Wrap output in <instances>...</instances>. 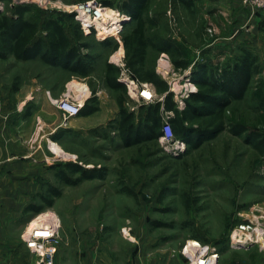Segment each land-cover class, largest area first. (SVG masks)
<instances>
[{
  "label": "rangeland",
  "instance_id": "rangeland-1",
  "mask_svg": "<svg viewBox=\"0 0 264 264\" xmlns=\"http://www.w3.org/2000/svg\"><path fill=\"white\" fill-rule=\"evenodd\" d=\"M60 1L74 4L87 0ZM97 1L109 8V19L114 14L126 15L121 30L105 37L120 43L121 37L133 27L130 16L118 10L125 0ZM190 2L189 6L180 0H149L145 10V17L153 21V24H147V33L171 39L189 61L186 69H176L166 53H157L151 48L147 52L146 66L155 69L165 80L179 109L183 108L188 93L197 89L191 80L195 61L204 60L214 68L226 66V58H209L214 46L219 48L218 45H223L230 36L248 38L249 42L258 37L264 42V11L238 0ZM32 8L26 16L40 23L46 17V9L36 5ZM3 12L7 14L8 11ZM92 31L94 36L90 34ZM83 32L88 35L85 41L94 45V49L87 51L97 55L98 59L94 72L85 78V82L95 91L98 103L102 102L105 115L110 117L92 128H67L70 118L64 121L61 112L62 126L54 127L55 121L50 118L55 106L53 100L65 92L67 82L71 80L69 73L37 60L17 61L11 56L0 59V65L6 67L0 77L8 81L10 114L18 110V93L19 96L35 97L25 101L22 109L29 115L38 110L39 95L51 103L43 106L36 120L40 123L39 139L25 138V152L18 153L27 156L26 146L30 145L31 150L35 148L29 157H21L23 182L9 183L10 188L24 191L23 197L14 205L21 208V216L11 222L13 235L19 236L17 252L22 253L13 264H38V257L23 241V233L31 219L45 212L55 214L59 221L58 247L66 241L73 251H77L88 238L89 243L103 245L105 249L102 250L120 264H130L128 258L134 255L138 246L146 251L145 254H166L170 259L179 255L185 264H189L188 254L195 249L191 246L193 241L203 247L196 248L197 253L202 251L211 256L215 252L217 257L212 264H264V154L254 150L245 136L248 131H257L264 136V121L260 122L264 118L261 113L264 106H259L253 95L255 88H259L264 101L262 83L255 80L245 98L234 102L226 112V117L231 115L230 111L244 124L246 132L242 135L236 136L226 128L196 148H189L186 142L184 148L166 147L159 138L126 147L108 125L117 118L110 101L117 103L124 99L125 106L136 115L138 106L146 102L135 97L123 80V77L133 79L125 69L124 49L119 45L114 51L100 50L97 41L105 38L102 39L93 28ZM107 60L121 68L119 80L126 87L124 94L104 86L103 71ZM71 85L86 89L75 82ZM150 87L154 99L159 97L154 86L150 84ZM163 117L166 119L165 114ZM24 129V134L30 135V128ZM69 161L87 168L106 167V176L83 180L73 186L63 184L56 179L55 172ZM49 184L61 189L54 204L38 214L24 215L23 209L30 202L38 203V195ZM125 188L132 193L126 192ZM245 223L252 225L253 232H245L240 243L232 244L231 231ZM226 244L229 248L220 251ZM185 246L186 253L183 252ZM76 260L72 255L71 261Z\"/></svg>",
  "mask_w": 264,
  "mask_h": 264
},
{
  "label": "trees",
  "instance_id": "trees-1",
  "mask_svg": "<svg viewBox=\"0 0 264 264\" xmlns=\"http://www.w3.org/2000/svg\"><path fill=\"white\" fill-rule=\"evenodd\" d=\"M180 1L189 6L192 4L190 0ZM148 4L149 0L123 1L118 10L130 16L133 27L121 37L120 43H115L113 38L108 37L97 41V44L100 50L106 48L111 51L120 45L125 53L126 71L135 81L152 84L160 96L139 105L137 115L125 106L124 99H120L117 102V118L109 121V127L126 147L158 139L164 121L163 112L172 113L167 121L173 134L186 142L189 148L199 147L226 128L236 136L244 134V124L237 121L230 111L231 115L226 117V112L234 102L243 100L250 90L252 77L259 70L256 57L250 52H244L233 66L220 69L207 62H195L191 80L197 89L188 93V97L183 100V108L179 109L165 80L155 69L146 66L147 52L151 48L157 53H166L176 69H186L189 61L171 39L147 33V24H153L151 19L145 17ZM32 7V4H18L5 10L8 11L7 14L0 12L3 14L0 16V59L11 56L17 61L37 60L66 71L71 78L91 76L98 60L97 55L87 51L94 49V45L85 41L88 35L83 32L73 14L44 10L46 17L38 23L26 16L33 11ZM90 34L94 36L93 31ZM120 72V67L105 61L103 83L106 88L124 94L126 87L119 80ZM253 95L259 106H264L259 88H255ZM98 109V99L92 89L78 115H89ZM263 121L262 117L260 122ZM245 136L252 148L263 155L264 136L257 131H248ZM106 170V167L87 168L78 162L69 161L55 172V177L61 183L73 186L83 180L104 178ZM124 190L132 193L130 189ZM60 195L59 187L47 185L45 191L38 195V203L30 202L23 209V214L32 216L40 213L46 207H51ZM228 248L229 245L226 244L220 251Z\"/></svg>",
  "mask_w": 264,
  "mask_h": 264
},
{
  "label": "crops",
  "instance_id": "crops-1",
  "mask_svg": "<svg viewBox=\"0 0 264 264\" xmlns=\"http://www.w3.org/2000/svg\"><path fill=\"white\" fill-rule=\"evenodd\" d=\"M249 41L250 40L248 38H234L233 36H230L228 41H225L223 45H218L220 46L219 48L214 46V49H212L208 55L210 59L214 60H222L226 58L225 65L233 66L236 59L242 56L244 52H250L251 55L256 57L257 64H259V70L253 75L251 84L255 80H259L264 86V42L260 41L258 37L252 39V42ZM230 46L233 48L230 49ZM230 51H233V55H230ZM203 57L204 56L201 58ZM198 62L205 61L201 60ZM3 67V65H0V76H2L4 71H6V67ZM73 82L85 86L86 89L83 88L84 92L82 95V103H84L85 99L91 95V90L85 82V78L72 77L71 80L67 82V85H71ZM8 86V81L6 79L3 80L2 77H0V264H13L15 259H18L22 254L21 252H17L18 242L20 243V241L18 240L19 236L15 237L13 235V227L11 222L15 218L21 216V208L17 206L14 207V205L16 204L17 200L23 197L24 191L23 189L18 190L19 188H10L9 183L12 182L13 184H19L23 182L24 162L22 158L29 157L31 152L33 154L35 152V148L31 150L29 149L30 145H27V156L24 154L20 156L18 153L25 152V138L28 139L32 136L33 141L39 139L40 123L37 124L36 120L40 116V111L43 109V106L51 104L48 103L49 101L46 102L47 99H45V97L39 95L38 102L40 104L38 105L40 106L38 107L41 108H38L36 111L33 110V112L29 115L24 111L22 112V109L24 108L25 101L29 102L31 99L34 100L35 97L28 94L27 96H23V94L19 96L20 94L18 93L16 95V98L19 100L18 110H16L15 113L13 110L12 115L10 114L9 110L10 96ZM74 87L77 89L76 86ZM110 103L114 113L118 112V106L115 100L110 101ZM101 111L103 113H101ZM166 113L167 112H163V114ZM261 113L264 114L262 110ZM105 114L106 113H104V107L101 102L99 103V109L92 114L71 117L69 121H67L66 127L69 129H83V127L92 128L93 126L101 124L104 120L110 119L108 114ZM50 118L55 121L54 127L62 126V124H60V111L57 109V107L54 106L52 110V116H50ZM35 123L37 124L36 130ZM26 126L31 130L30 135L24 134V128ZM53 130L54 129L51 131ZM10 169L12 171L11 173ZM78 248L79 250L73 251L69 242L65 241L57 249L54 259L55 264H120V262H116L113 257L106 253V251L102 250L105 249L103 245H95V242L89 243L88 238L84 239ZM145 252L146 251L141 246H138V249L134 255L128 258L129 263L185 264L182 260V257L179 255H176L175 257L173 256V258L170 259V257L166 254L157 255L153 254L152 252H147V254H145ZM72 255H74V258H77L76 261H71Z\"/></svg>",
  "mask_w": 264,
  "mask_h": 264
},
{
  "label": "built area",
  "instance_id": "built-area-1",
  "mask_svg": "<svg viewBox=\"0 0 264 264\" xmlns=\"http://www.w3.org/2000/svg\"><path fill=\"white\" fill-rule=\"evenodd\" d=\"M245 5H248L256 10L264 11V0H239ZM18 4H32L46 10H55L66 13H72L75 20L79 22L81 29L85 32H90V29H94L101 38L117 34L122 28V21L126 18L124 14H114L112 18L107 22L103 21V8L104 7L97 0H87L74 4H63L60 0H0V12L7 10ZM124 75V73L122 72ZM129 91L137 98H141L144 102H151L154 100V93L151 90L150 83L137 82L130 77H123ZM140 86V87H139ZM84 89H75L73 85H67L65 92L58 98L54 99L53 103L60 110L63 120L77 116L83 103L82 95ZM146 92L147 94H145ZM172 114L171 112H167ZM166 115L162 127L160 141L166 145V147L184 148L185 143L179 138H176L173 134L170 123L167 121L169 116ZM245 227V229H244ZM239 228V229H237ZM249 228V229H248ZM254 228L250 223L237 225L230 233L229 238L231 243H240L242 236L241 232L252 233ZM238 236V237H236ZM246 236V234H245ZM233 237L236 239L232 240ZM23 241L26 247L38 257V264H53L54 256L59 245V221L55 214L45 212L43 214L36 215L28 223L24 233ZM197 246H192L193 251L189 252V264H212L215 255L206 256L205 253H197V249H203L199 242ZM187 246L184 247L183 252H187Z\"/></svg>",
  "mask_w": 264,
  "mask_h": 264
},
{
  "label": "bare ground",
  "instance_id": "bare-ground-1",
  "mask_svg": "<svg viewBox=\"0 0 264 264\" xmlns=\"http://www.w3.org/2000/svg\"><path fill=\"white\" fill-rule=\"evenodd\" d=\"M102 10H103V9H102ZM107 13H108V10L105 9V10L103 11V21L106 20V21L108 22V21H109V17H108V15H107ZM144 93L147 94L146 92H144ZM237 229H239V228H237ZM244 229H245V227H244ZM248 229H249V228H248ZM244 233H245V232H241V233H239V235H244ZM236 237H238V236H236ZM236 237H233L232 240L236 239ZM251 237H252V236H251ZM252 238H253V237H252ZM197 245H198L197 242H194V241L191 242V246H197ZM213 253H215V252H213ZM213 253H212V254H213ZM212 257H215V258H216L217 256L213 255V256H211L210 258H212Z\"/></svg>",
  "mask_w": 264,
  "mask_h": 264
}]
</instances>
